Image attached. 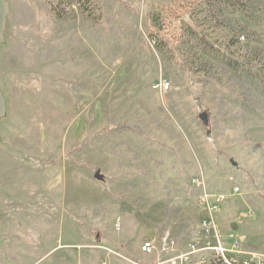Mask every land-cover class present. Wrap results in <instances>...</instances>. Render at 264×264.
<instances>
[{"label":"rangeland","instance_id":"374dc122","mask_svg":"<svg viewBox=\"0 0 264 264\" xmlns=\"http://www.w3.org/2000/svg\"><path fill=\"white\" fill-rule=\"evenodd\" d=\"M4 1L0 264L264 260V0Z\"/></svg>","mask_w":264,"mask_h":264},{"label":"built area","instance_id":"2783aa9c","mask_svg":"<svg viewBox=\"0 0 264 264\" xmlns=\"http://www.w3.org/2000/svg\"><path fill=\"white\" fill-rule=\"evenodd\" d=\"M169 88L168 83H160L154 86V89H158L160 92L165 93ZM235 192L238 191L234 188ZM208 196L201 198V204L208 205ZM221 198H215L212 210H217V203ZM210 206V205H209ZM117 226V230H118ZM200 229L205 237V243L202 241L192 242L187 245L183 252L177 251L176 243L174 239L168 238L164 242L163 253L172 252L173 255L163 257L161 261L149 262V264H264V260L255 254H247L239 250L242 239L236 238L231 235V245L229 248H224L219 240L215 236V225L209 220H203L200 223ZM139 253L146 257L160 258L159 248L155 246L151 241H144L140 248Z\"/></svg>","mask_w":264,"mask_h":264},{"label":"water","instance_id":"95a60500","mask_svg":"<svg viewBox=\"0 0 264 264\" xmlns=\"http://www.w3.org/2000/svg\"><path fill=\"white\" fill-rule=\"evenodd\" d=\"M8 13V6L4 0H0V42L2 40V31H3V25L5 21V17ZM4 111V101L0 94V115ZM200 119L202 120V123L204 125L207 124V115L205 113L200 114Z\"/></svg>","mask_w":264,"mask_h":264},{"label":"crops","instance_id":"0c3cea01","mask_svg":"<svg viewBox=\"0 0 264 264\" xmlns=\"http://www.w3.org/2000/svg\"><path fill=\"white\" fill-rule=\"evenodd\" d=\"M142 255V254H141Z\"/></svg>","mask_w":264,"mask_h":264}]
</instances>
